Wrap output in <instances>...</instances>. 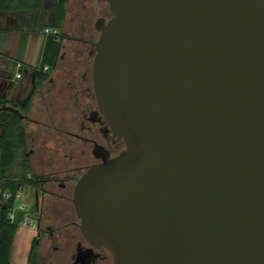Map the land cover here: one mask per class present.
I'll return each instance as SVG.
<instances>
[{
	"label": "water",
	"instance_id": "obj_1",
	"mask_svg": "<svg viewBox=\"0 0 264 264\" xmlns=\"http://www.w3.org/2000/svg\"><path fill=\"white\" fill-rule=\"evenodd\" d=\"M97 1L93 87L126 147L77 181L83 236L112 264H264V0Z\"/></svg>",
	"mask_w": 264,
	"mask_h": 264
},
{
	"label": "flooded vegetation",
	"instance_id": "obj_2",
	"mask_svg": "<svg viewBox=\"0 0 264 264\" xmlns=\"http://www.w3.org/2000/svg\"><path fill=\"white\" fill-rule=\"evenodd\" d=\"M110 14L108 6V10L100 12L95 25L100 17L109 20ZM97 33L98 37L87 47L75 46V42L89 39L70 37L72 43L62 53H57L54 64L49 65L47 71L39 70L41 76L38 79L42 81L38 80L39 83L28 90L38 92L51 70L56 68L63 72L67 82L77 89L70 110L71 122H67L66 129L55 127V130L44 132L43 128L48 124L29 115L31 97L25 105L23 102L16 104L15 96L6 97L0 106L1 110L4 105L18 108L24 118L15 115L22 120L26 132L27 126L34 125L31 132H27L26 154L31 158L33 175L43 178L44 183L41 188L29 185L39 197V207L36 206L39 211L38 250L33 264H112V255L107 248L94 246L83 236L73 203L74 189L81 176L92 165L102 162L104 155L115 157L126 147L124 139L115 134L105 118L95 95L94 44L100 32L97 30ZM0 126L1 134L4 126L1 123ZM27 264H30L28 258Z\"/></svg>",
	"mask_w": 264,
	"mask_h": 264
},
{
	"label": "crops",
	"instance_id": "obj_3",
	"mask_svg": "<svg viewBox=\"0 0 264 264\" xmlns=\"http://www.w3.org/2000/svg\"><path fill=\"white\" fill-rule=\"evenodd\" d=\"M59 0H44L37 8H15L0 12V100L14 97L16 104L25 105L31 97L29 115L45 125L43 131L68 127L72 115V101L77 89L70 85L58 69L51 70L38 92L30 90L39 83L35 69L44 64L45 49L51 36L46 28H54L64 33L57 53H62L72 43V36L89 39L75 42V46L87 47L98 37L95 28L100 12L108 10V5L96 0H66V14L60 27H54V18ZM48 3V4H46ZM22 63L23 76L15 78L16 64ZM50 65V63H49ZM39 80V81H38ZM19 97H16V94ZM33 95V97L31 96ZM33 124L27 126L30 133ZM1 130V126H0Z\"/></svg>",
	"mask_w": 264,
	"mask_h": 264
},
{
	"label": "trees",
	"instance_id": "obj_4",
	"mask_svg": "<svg viewBox=\"0 0 264 264\" xmlns=\"http://www.w3.org/2000/svg\"><path fill=\"white\" fill-rule=\"evenodd\" d=\"M44 0H0V12L15 8H37ZM66 14V0H59L54 20V27H60ZM61 40L51 36L45 49L44 62L54 64L55 57L64 38L59 32ZM35 69L37 77L41 76ZM3 101L0 100V106ZM0 123L4 126L0 134V189L16 193L23 185H34L41 188L44 180L33 175L31 158L27 156L28 135L22 120L9 111L0 109ZM15 200L0 201V264H13V253L19 226L8 218L14 207ZM37 237L34 238L28 261L33 264L37 257Z\"/></svg>",
	"mask_w": 264,
	"mask_h": 264
},
{
	"label": "rangeland",
	"instance_id": "obj_5",
	"mask_svg": "<svg viewBox=\"0 0 264 264\" xmlns=\"http://www.w3.org/2000/svg\"><path fill=\"white\" fill-rule=\"evenodd\" d=\"M110 17L111 14L108 18ZM20 194L21 197L17 199L16 204L18 206L25 204L27 211L31 212L32 214L38 215L39 213L37 212L36 208V194L34 189L31 186L25 184L22 186ZM36 235V230L21 226L19 227L15 240L13 264H27L28 254Z\"/></svg>",
	"mask_w": 264,
	"mask_h": 264
},
{
	"label": "built area",
	"instance_id": "obj_6",
	"mask_svg": "<svg viewBox=\"0 0 264 264\" xmlns=\"http://www.w3.org/2000/svg\"><path fill=\"white\" fill-rule=\"evenodd\" d=\"M45 33L47 36H54L57 40H61L59 36V31L54 28H46ZM17 72L15 74V78L20 79L23 76L22 73V63L16 64ZM38 70H44L47 71L49 69V64H44L42 66H39L36 68ZM21 197L20 190H18L16 193H13L9 190H5L0 192V201H8L11 199L15 200L14 207L9 212L8 218L11 222H16L18 226L20 227H26L31 228L33 230H38V215L32 214L31 212L26 210L25 204L17 205L16 201L18 198ZM39 213V211L37 210Z\"/></svg>",
	"mask_w": 264,
	"mask_h": 264
}]
</instances>
